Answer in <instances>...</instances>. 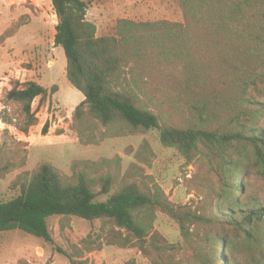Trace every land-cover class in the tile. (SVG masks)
<instances>
[{
  "label": "trees",
  "instance_id": "16d2710c",
  "mask_svg": "<svg viewBox=\"0 0 264 264\" xmlns=\"http://www.w3.org/2000/svg\"><path fill=\"white\" fill-rule=\"evenodd\" d=\"M51 1L58 19L54 45L64 49L67 79L84 96L74 113L76 121L82 123L89 117L106 127L119 122L132 132L158 130L161 144L178 150L189 162L212 152L220 194L233 195L235 204L205 215L175 207L136 184L112 193L111 177L100 180V191L84 172L67 183L53 166L43 164L21 184L18 195L0 202V233L18 229L53 243L52 217L105 220L127 232L126 236L119 232V239L134 242L144 253L150 247L166 251L173 246L158 234L149 238L135 214L147 209L168 214L182 235L194 224L232 228L236 237L250 240L255 236L253 226L264 231V203L251 198L241 204L246 185L238 177L236 162L226 155L229 147L251 146L264 175V127L254 122L264 118V102L250 95L264 94V0H177L183 22L120 19L115 35L101 37L96 24L87 18V0ZM124 72L131 78L138 76L157 113L142 107L134 90L121 86ZM49 95L37 81H17L5 99L20 107L23 120L0 119L28 135L38 123L34 101L43 102ZM167 109L178 110L186 120H169ZM48 129L46 123L43 132ZM99 195L108 198L98 202ZM230 242V238H216L218 249H224L217 253L218 264L235 262ZM57 250L80 264L66 251ZM251 260L264 264V250L254 253Z\"/></svg>",
  "mask_w": 264,
  "mask_h": 264
},
{
  "label": "rangeland",
  "instance_id": "374dc122",
  "mask_svg": "<svg viewBox=\"0 0 264 264\" xmlns=\"http://www.w3.org/2000/svg\"><path fill=\"white\" fill-rule=\"evenodd\" d=\"M87 1V18L96 24L99 37L115 35L120 19L183 22L177 0ZM7 22L5 14L0 17V34ZM49 24L43 39H29L26 45L21 43L26 46L23 69L0 76V116L14 123L23 120L20 107L6 101L5 96L17 81H37L50 93L43 102L39 98L34 101L38 123L28 135L5 123V128L0 130V171L9 165L8 170L0 172V202L13 199L22 183L43 164H50L67 183L75 182L78 174L84 172L94 181L96 191H100V180L111 177L112 193L136 184L144 191L163 196L175 207L182 206L184 210L205 215H213L219 207L227 210L235 204L233 195L220 194L212 152L208 157L196 155L189 162L178 150L161 144L158 130L132 132L119 122L106 127L89 117L82 123L77 122L74 113L84 96L67 79L64 49L53 44V26L56 31L58 24L56 14ZM122 75L121 86L134 90L141 106L157 113L154 102L144 95L138 76L134 74L132 79L128 74L125 76V72ZM55 86L56 92L51 93ZM250 95L264 102V94L251 92ZM166 118L186 120L183 113L170 109L166 110ZM254 122L264 127V118L259 117ZM46 123L49 129L45 134ZM226 155L236 162L238 177L246 185L241 204L251 198L264 203V175L259 171L252 147L232 146ZM107 198L108 195H99L96 201L104 202ZM135 214L147 228L149 238L158 234L173 247L162 252L150 247L146 254L134 242L125 243L119 239V232L124 236L127 232L105 220L57 216L49 220L53 243L18 229L0 233V264H74L58 248L80 264H218L217 253L224 249H218L217 237L233 241L230 242L233 264H255L252 255L264 250V231L258 225L251 228L255 235L251 240L245 236L236 237L232 228L222 230L201 224L191 225L189 233L182 235L179 224L162 211L147 209Z\"/></svg>",
  "mask_w": 264,
  "mask_h": 264
},
{
  "label": "crops",
  "instance_id": "0c3cea01",
  "mask_svg": "<svg viewBox=\"0 0 264 264\" xmlns=\"http://www.w3.org/2000/svg\"><path fill=\"white\" fill-rule=\"evenodd\" d=\"M4 14L8 22L0 34V39H3L0 42V76L5 72L14 74L23 69L24 45L29 39H43L46 28L50 27L51 17H55L51 0H0V17ZM53 27L54 44L56 31ZM22 42H25L23 46ZM4 128L5 124L0 121V130Z\"/></svg>",
  "mask_w": 264,
  "mask_h": 264
}]
</instances>
